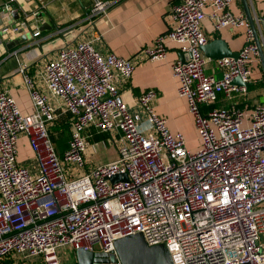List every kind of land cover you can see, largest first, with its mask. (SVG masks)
Returning <instances> with one entry per match:
<instances>
[{
  "label": "built area",
  "instance_id": "built-area-1",
  "mask_svg": "<svg viewBox=\"0 0 264 264\" xmlns=\"http://www.w3.org/2000/svg\"><path fill=\"white\" fill-rule=\"evenodd\" d=\"M233 1L180 0L170 9V30L136 60L102 54L94 46L99 35L75 44L64 40L43 65V89L19 63L33 110L22 113L14 98L0 92V261L60 264L61 249L115 255L117 239L139 233L148 246H165L173 264H264V103L247 117L236 107L209 108L221 94L230 100L246 93L258 56L248 22L230 12ZM111 6L94 0L84 21L106 17ZM14 12L12 0L0 8V42L38 16L17 13L10 23ZM204 20L214 30L244 28L237 58L203 55ZM76 30L56 34L69 38ZM167 42L180 52L171 74L200 141L193 151L156 115L153 90L140 95L133 109L120 92L139 59H165ZM209 61L220 78L205 73ZM236 78L242 85L233 84ZM62 115L69 116L70 131L58 156L49 132ZM90 129L109 139L89 143ZM21 138L29 149L23 163ZM106 143L115 147V158L90 164ZM117 175L126 180L110 182Z\"/></svg>",
  "mask_w": 264,
  "mask_h": 264
},
{
  "label": "crops",
  "instance_id": "crops-1",
  "mask_svg": "<svg viewBox=\"0 0 264 264\" xmlns=\"http://www.w3.org/2000/svg\"><path fill=\"white\" fill-rule=\"evenodd\" d=\"M7 1L0 0V8ZM99 1L112 2V6L106 17L97 18L88 25L84 19L94 0H12V6L18 14L38 13L36 18L32 16L29 18L27 29L22 30L12 40L2 39L0 42V92L6 91L14 98L22 113L29 114L33 108L23 76L17 71L19 63L27 65V74L43 89L40 76L43 65L57 55L58 49L67 39L75 44L82 38L94 40L96 35H99L100 39L94 41V46L102 54L136 60L143 49L151 46L157 37L170 30L172 25L170 9L180 2V0ZM246 5L264 53V0H246ZM230 12L248 22L242 0H234ZM13 14L8 19L10 23L19 19L18 14L17 19ZM3 17L4 14L0 15V25ZM71 26H75L77 30L69 38H61L56 34ZM201 27L207 43L219 39L226 44L230 52L238 53L245 44L244 28L226 27L214 30L208 20H204ZM35 29L40 32L38 38H33ZM166 48L167 55L164 60L149 62L139 59V62H136L131 78L126 84L121 85V96L126 105L133 109L140 95L147 90H153L156 94L154 102L156 115L166 120L171 133L183 136L189 150H196L200 141L192 117L188 113L187 102L178 96V82L171 74L172 63L180 58L179 48L172 42H167ZM249 69L250 81L245 94L235 95L230 100L221 94L209 108L236 107L247 117L255 105L263 104L264 71L258 56ZM204 70L206 74L215 78L221 77V71L212 61L206 63ZM23 141L26 144L25 138H21L20 143ZM28 157L27 148L20 159Z\"/></svg>",
  "mask_w": 264,
  "mask_h": 264
},
{
  "label": "water",
  "instance_id": "water-1",
  "mask_svg": "<svg viewBox=\"0 0 264 264\" xmlns=\"http://www.w3.org/2000/svg\"><path fill=\"white\" fill-rule=\"evenodd\" d=\"M247 15L249 27L252 32L253 42L256 47L259 61L264 71V53L258 40L252 19L249 16L246 0H242ZM17 13H14L15 18ZM17 19V18H16ZM201 51L208 59L237 58L238 53L230 52L226 44L217 39L202 46ZM234 85H242L239 78L233 81ZM248 83L244 86L247 88ZM126 180L125 175H117L110 178V182L117 180ZM115 255L103 252H85L76 250L75 264H173L168 250L163 245L148 246L141 234L137 233L131 236L117 239L114 242Z\"/></svg>",
  "mask_w": 264,
  "mask_h": 264
},
{
  "label": "trees",
  "instance_id": "trees-1",
  "mask_svg": "<svg viewBox=\"0 0 264 264\" xmlns=\"http://www.w3.org/2000/svg\"><path fill=\"white\" fill-rule=\"evenodd\" d=\"M70 118L68 115H62L57 121L54 122L49 135L50 139L54 145L55 151L58 156H61L67 149V142L69 140V128H70ZM88 133L91 135L89 143L99 142L101 140L109 139L108 134L97 133L95 130L90 129ZM105 140V141H106ZM0 264H12L10 260L0 261Z\"/></svg>",
  "mask_w": 264,
  "mask_h": 264
},
{
  "label": "rangeland",
  "instance_id": "rangeland-1",
  "mask_svg": "<svg viewBox=\"0 0 264 264\" xmlns=\"http://www.w3.org/2000/svg\"><path fill=\"white\" fill-rule=\"evenodd\" d=\"M109 144L106 143L107 146L104 149H99V151H97L93 156H90L88 162L89 163L91 162L92 165H95L98 163H104L113 160L115 158V147ZM26 151H27V146L26 144H24V141L19 143L18 155L23 156V154H25ZM25 160L26 159H20L19 157L20 163H23ZM62 167L64 170H66L65 164L62 163ZM57 259L60 264H75V254L73 251L69 249L59 250L57 252Z\"/></svg>",
  "mask_w": 264,
  "mask_h": 264
},
{
  "label": "bare ground",
  "instance_id": "bare-ground-1",
  "mask_svg": "<svg viewBox=\"0 0 264 264\" xmlns=\"http://www.w3.org/2000/svg\"><path fill=\"white\" fill-rule=\"evenodd\" d=\"M50 258H53V257H50ZM50 262L53 263L54 262V259L50 260Z\"/></svg>",
  "mask_w": 264,
  "mask_h": 264
}]
</instances>
